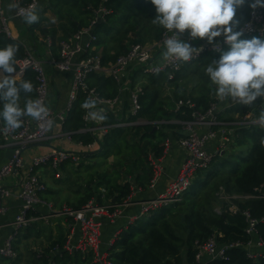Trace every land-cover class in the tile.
I'll use <instances>...</instances> for the list:
<instances>
[{
	"label": "trees",
	"instance_id": "obj_1",
	"mask_svg": "<svg viewBox=\"0 0 264 264\" xmlns=\"http://www.w3.org/2000/svg\"><path fill=\"white\" fill-rule=\"evenodd\" d=\"M104 1L52 0L58 14L69 20V31L63 38L90 25ZM105 5L111 12L97 25L94 24V32L98 36L96 45L105 61L115 60L128 52L134 43L158 40L164 31L163 27L152 23L156 11L150 0H106ZM253 37L257 36L241 35L240 39ZM257 38L264 39V36ZM8 44L19 45L17 69V61L26 55V48L19 40L0 34V48ZM229 48L226 45L221 52L204 51L199 59L185 62L174 79H168L166 72L149 77L141 99V115L148 123L110 128L101 142V148L88 153L77 168L73 167L75 171L87 170L94 166V158L98 154L105 158L111 155L117 157L109 168L96 165V174L74 207L81 208L90 200L100 205L121 204L139 188L147 190L157 171L152 156L161 158L168 139L179 141L187 135L183 122L195 120L197 113H205L213 104L221 106L230 102L217 99L215 85H211L205 71L208 63L218 60L222 52ZM20 80H29L34 86L31 93L21 92L19 104L23 108L26 100L33 99L36 94L35 71L27 69L23 77L17 79ZM88 81L105 96H114L118 92L117 83L109 77L93 73ZM85 100V93L80 92L65 130L75 132L76 139L88 143L94 139L93 136L77 132L84 126V108L81 105ZM0 104L2 110L3 102L0 101ZM262 104L263 99L259 98L250 106L236 103L234 108L239 113L238 118L223 120L219 115L222 121H237L232 125L233 133H229L232 140L229 148L225 153L216 154L208 167L196 171L181 200L149 209L127 227L119 229L108 252L114 264H200L196 260V241L206 240L215 233L222 243L247 242L250 238L246 232L247 219L241 212H232L231 204L238 205L241 211L248 210L252 217L258 219L257 228L264 237V221H261L264 217V197L235 198L230 202L222 199L220 194H260L256 190L260 187L261 193H264V125L244 123L259 118L264 111ZM249 112L253 113L251 119L247 117ZM104 115L105 123L116 120L113 113ZM0 142H3L1 135ZM62 171L64 178L61 180L67 181L68 169L62 166ZM53 192L54 189L48 187L42 194L43 199ZM130 200L134 202L137 199L131 197ZM217 206H220V212L216 210ZM66 238L60 235L36 249L27 246L24 260L0 255V264H6V260H11V264H101L95 259L97 253L93 247L65 249ZM57 246L61 248L60 252L56 251ZM209 264H264V258L253 260L247 256L245 248L236 247L227 252V258L215 259Z\"/></svg>",
	"mask_w": 264,
	"mask_h": 264
},
{
	"label": "built area",
	"instance_id": "obj_2",
	"mask_svg": "<svg viewBox=\"0 0 264 264\" xmlns=\"http://www.w3.org/2000/svg\"><path fill=\"white\" fill-rule=\"evenodd\" d=\"M18 3L21 8L36 3L38 6L40 0H10V3ZM104 4L96 11V19L86 27H82L77 32L72 33L66 38L59 41V57L51 56L49 63L58 71L74 72V78L70 85V93L68 101L64 107L54 109L50 105V76L46 69L45 61L30 47L23 44L26 48V55L17 61L18 68L16 69L15 78L23 77L26 70L31 68L36 74V89L33 99H40L50 110V118L54 121L52 127H46L45 122L36 121L31 117H23V126L14 132L4 130L2 118H0V135L3 143L12 147L11 157L0 166V215L4 216L8 213L9 207L3 204L5 197L12 195V189L2 183L3 179L18 171L27 164L25 151L32 145H37L57 138L64 139L69 145L74 147L64 148L54 146L48 152L33 155L27 164V170L20 183L18 197L21 199V207L16 214L13 225L16 233L22 228L29 227L33 222L38 220L49 221L52 214L61 213L66 217L80 221L83 227V234L78 245L67 241L64 245L65 249L93 247L96 250V261L101 264H114L108 255H100L99 248V227L101 222L99 218L108 214L115 219L120 214V206L130 204L131 200L127 199L121 204L116 205H100L94 200H90L81 208L74 209L73 207L65 208L63 211H57L53 208V204L44 200L42 192L47 189V185L41 179L38 169L44 166H50L54 171L56 178L63 176V164H71L77 168L87 154L95 150L101 145L102 140L112 127L133 126L137 124H145L148 121L141 115L143 104L142 97L145 95V82L151 76H157L162 72L167 73L168 79H174L181 69L184 61L174 59L164 60L162 52L164 51L163 41L172 35L166 29L162 32L160 38L152 43H134L128 52L117 56L115 60L105 61L104 55L98 51L96 42L98 36L94 32V24L98 17L102 19L106 14L111 12ZM255 0H249L250 5ZM264 2V0H262ZM13 18H22L17 14V10L10 15L4 7V0H0V34H5L13 38V30L11 20ZM239 32L245 36H264V7L249 9L248 17L239 28ZM180 38L188 42L191 40L188 31L186 30L180 35ZM51 39H48V42ZM217 45L219 50H217ZM227 44L224 38L218 42L212 43L201 49L198 54H194L190 60H197L206 50L221 52ZM192 46V45H191ZM193 47V46H192ZM189 62V61H187ZM93 73L111 78L118 85V92L114 96L103 95L97 87L89 84L88 78ZM83 92L86 99L92 98L97 100V106L92 111L103 110L102 114L113 113L116 120L112 123L104 121H93L88 118L87 111H83L84 126L77 132L89 133L93 136V140L85 143L83 140L76 139L72 131L65 130L71 113L76 107L79 93ZM128 103V106H126ZM262 107L264 109V99ZM1 110V104H0ZM260 123L259 118L244 123ZM157 123V122H155ZM184 128L187 135L179 140V144L186 150L187 156L184 160L180 173L170 183L167 191L154 198L146 201H141V213L144 215L149 209H156L162 205H167L181 200L185 191L190 187L192 178L196 171L206 168L210 165L214 156L226 150L229 141V129L226 127L225 121L219 117V107L213 104L205 113H197L193 121H185ZM206 130L200 131V129ZM220 138L218 149L211 151L208 145L211 141ZM171 139L166 142L165 152L170 147ZM81 147L77 150L75 147ZM152 163L156 170L158 169V158L152 156ZM260 194L246 196H228L221 192V198L232 202L235 198L249 197H264L261 193L262 188H257ZM41 205L47 206V212H38ZM115 207L110 211V208ZM220 212V206L216 207ZM230 210L234 213L241 212L245 215L248 226L247 234L250 236L247 242L222 243L218 239V234H213L208 239L196 241L197 254L196 260L200 264H209V261L215 259L227 258V252L230 249L242 247L245 248L246 254L253 260L264 258V237L259 234L257 224L259 220L252 217L248 210L241 211L238 205L231 204ZM264 221V217L261 219ZM112 244V243H111ZM56 251L60 252L61 248L56 247ZM41 251V249H39ZM0 255L13 260L21 258V251L16 248L14 233L9 234L3 244L0 245ZM53 264H56L53 262Z\"/></svg>",
	"mask_w": 264,
	"mask_h": 264
},
{
	"label": "clouds",
	"instance_id": "obj_3",
	"mask_svg": "<svg viewBox=\"0 0 264 264\" xmlns=\"http://www.w3.org/2000/svg\"><path fill=\"white\" fill-rule=\"evenodd\" d=\"M245 2L246 0H150L156 11L152 23L172 33L163 41V59L187 62L194 54L199 53L201 49L192 47L180 38L186 30L191 39L206 38L209 44L214 43L215 38L223 36L230 48L222 52L218 60L208 63L206 75L210 78L211 85H215L214 94L219 101L230 100L250 106L258 98L264 99V39H240L242 33L234 31L238 23L235 20L237 9ZM250 7H264V2L255 0ZM8 9L17 10V14L29 25L39 20L36 3L21 8L18 3L13 2L8 5ZM18 51L17 44L0 48V73H3L0 74V101L3 102L0 118L4 121V130L14 132L21 128L23 117L43 121L50 129L54 121L42 100L29 98L23 108L19 104L21 92L31 93L34 86L29 80L17 81L15 78ZM97 103L96 99L88 98L81 107L89 110V119L102 122L106 119L102 114L103 110L92 111ZM259 122L264 125V111L260 113Z\"/></svg>",
	"mask_w": 264,
	"mask_h": 264
},
{
	"label": "crops",
	"instance_id": "obj_4",
	"mask_svg": "<svg viewBox=\"0 0 264 264\" xmlns=\"http://www.w3.org/2000/svg\"><path fill=\"white\" fill-rule=\"evenodd\" d=\"M9 4L10 0H4L5 10L8 14L12 15L14 10L10 11L8 9ZM249 9V0H246L245 4L237 9L235 20L238 23L234 27V31H239L240 26L248 17ZM38 11L39 20L38 22L31 25L25 23L22 18H13L11 20L10 23L14 35L13 39L19 40L26 46L30 47V49H33L45 61L46 69L50 76L51 85L49 102L54 109H60L64 107L68 101L70 85L74 78V72L58 71L49 63V60L51 56L59 57L58 43L60 39H63V36H65L66 33L68 34L69 20L67 18H62L60 14H58V11L56 10V8H54L52 0H40ZM223 38V36L215 38L214 43L220 41ZM48 39H51V41L48 42ZM188 43L197 49H204L205 47L210 45L207 42L206 38L191 39L190 41H188ZM235 105V102L230 101L221 106H218L219 115L223 120L231 117H239V113L234 108ZM126 106H128V103H126ZM252 114V112H249L247 114V117H249V119L253 118ZM235 122L237 123V121ZM235 122L225 120L226 127L229 129V133H233L234 129L232 128V125H234ZM203 130H206V128L200 129V131ZM219 141L220 138L211 141L208 145V149L211 151L218 149ZM54 146L64 148L74 147L72 145H69L67 142H65V144L55 143L54 140L37 144L25 151L24 156L26 157L27 164L29 163L33 155L48 152ZM75 148L77 150L81 149V147L79 146H76ZM99 148H101V145L97 146V148L90 153L95 152ZM221 153L225 152L222 151ZM11 155L12 147L4 144L3 142H0V166L3 165L11 157ZM186 156L187 152L179 144V141L171 139L170 147L168 148V150L164 152V155L161 158H158L159 164L155 178L153 182L148 186L147 190L139 188L138 190L134 191V193L130 196V199L132 197L137 200H135L134 202L131 201L128 205L120 206L119 209L121 211V214L117 218L113 219L108 214H104L99 218L101 222V225L99 227L100 244L97 251L100 255H109V248L114 242L115 235L119 233V229L123 226L127 227L130 222L134 221L140 215L141 201L149 200L167 191L170 183L180 173L182 164L186 159ZM84 159L82 161H84ZM27 164L20 168L18 171H15L12 174L6 176L2 181L4 185L11 187L12 195L3 199V204L9 207V211L4 216L0 215V245L3 244L9 234L14 233L15 244L19 246L21 252L23 253L22 257L20 258L21 260H24L25 255L27 254V246L32 249L43 247L44 245L48 244L51 239L58 238L61 235L56 234L54 231H51V225H57L59 227L65 226L67 228V233H62V235L67 237L66 240L68 242H71L75 245H78L79 240L83 234V227L80 221H76L73 218L66 217L61 213L52 214L50 220L47 222H45L44 220L33 222L29 227L22 228L16 233L13 221L22 203L21 199L18 197V193L20 190L21 180L27 170ZM63 166L66 167V169L69 168L68 166L72 167L71 164H63ZM50 170H52L50 166H44L39 170V172L40 174L42 173V171H44L45 173H49ZM63 178L64 177L60 179H54L52 185H55L57 183L64 184L65 182L61 180ZM46 200L50 203L52 202L48 198ZM39 210L41 213H46L47 206L41 205L38 208V211ZM53 222L55 223L53 224ZM43 223L44 225H42Z\"/></svg>",
	"mask_w": 264,
	"mask_h": 264
},
{
	"label": "rangeland",
	"instance_id": "obj_5",
	"mask_svg": "<svg viewBox=\"0 0 264 264\" xmlns=\"http://www.w3.org/2000/svg\"><path fill=\"white\" fill-rule=\"evenodd\" d=\"M145 82H148V84H149V78L146 79V81H144V83ZM230 141H232V140H231V137L229 136L228 142H230ZM54 142L59 143V144H63V143L65 144L64 139H61V138L55 139ZM227 148H229V143L227 144ZM94 159H95L94 166H90L87 170L85 169V170L75 171L73 169V167L68 166L69 168H68L67 172L70 174L68 175V178L66 179L67 181H64L65 182L64 184H62V183L58 184L57 183L55 185H52L54 179H60V178L55 177L54 171L50 170L49 173H47V172L45 173L44 171H42V173H41L42 176H41V174L39 172V170L41 168L38 169V172L40 174L41 179L47 185V189H48V187L54 189V192L48 195V199L50 201H52L51 202L52 204H54L53 208L55 210L60 212V211H63L66 207L67 208L73 207L74 209H76V207H74V205H77L79 203V201L81 200V193L84 192V189L86 188V186L91 182L93 175L96 174V171L94 170L96 168V165L97 164H98V166L101 165L100 166L101 168H103V167L109 168L115 161H117V157H115L114 155H111V156L105 158V157H102L101 155L98 154L97 157ZM63 176H64V173H63ZM45 191L42 192V194L45 193ZM44 200H46V199H44ZM54 223L55 222H53V224ZM42 225H44V223ZM51 227H50V230L54 231L56 234L62 235V233L63 234L67 233V231H66L67 228L65 226L59 227L57 225H55V226L51 225ZM99 237H100V234H99ZM99 242H100V239H99ZM66 244H67V240H66L65 245ZM0 259H1V256H0ZM4 263L11 264V260H6Z\"/></svg>",
	"mask_w": 264,
	"mask_h": 264
},
{
	"label": "water",
	"instance_id": "obj_6",
	"mask_svg": "<svg viewBox=\"0 0 264 264\" xmlns=\"http://www.w3.org/2000/svg\"><path fill=\"white\" fill-rule=\"evenodd\" d=\"M101 21H102V18L101 17H98L97 20H96V22H95V24L97 25ZM33 146H35V145H32L31 147H33ZM183 219H184V216H183Z\"/></svg>",
	"mask_w": 264,
	"mask_h": 264
}]
</instances>
